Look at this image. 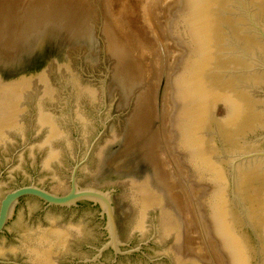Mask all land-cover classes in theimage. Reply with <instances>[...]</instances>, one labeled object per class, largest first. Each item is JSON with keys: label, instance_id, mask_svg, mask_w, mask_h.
I'll return each instance as SVG.
<instances>
[{"label": "water", "instance_id": "1", "mask_svg": "<svg viewBox=\"0 0 264 264\" xmlns=\"http://www.w3.org/2000/svg\"><path fill=\"white\" fill-rule=\"evenodd\" d=\"M170 15L185 51L170 77L175 151L206 187L226 264H264V0H180ZM133 118L91 35L0 39V264H207L185 248L151 138L131 145Z\"/></svg>", "mask_w": 264, "mask_h": 264}, {"label": "rangeland", "instance_id": "2", "mask_svg": "<svg viewBox=\"0 0 264 264\" xmlns=\"http://www.w3.org/2000/svg\"><path fill=\"white\" fill-rule=\"evenodd\" d=\"M166 1L0 0V39L22 40L56 26L91 35L102 46L114 76L133 102L131 145L136 146L143 139L151 138L155 175L170 185L171 196L181 211L185 248L202 262L215 264L211 250L217 264H226L199 201L206 187H196L189 179L190 169L180 164V155L175 151L170 132V77L175 73L174 63L185 56V51L174 49L168 36V22L172 20L170 11L180 4V0ZM126 4L127 9L124 8ZM131 34L135 35L133 39H129ZM124 37L131 41L127 44ZM135 44L140 49L145 45L141 49L145 52L142 51L140 57L135 56Z\"/></svg>", "mask_w": 264, "mask_h": 264}, {"label": "bare ground", "instance_id": "3", "mask_svg": "<svg viewBox=\"0 0 264 264\" xmlns=\"http://www.w3.org/2000/svg\"><path fill=\"white\" fill-rule=\"evenodd\" d=\"M146 1H147V0H146ZM170 1H171V0H170ZM153 2H154V1H153ZM153 2H152V3H153ZM165 2H167V1L165 0ZM122 3L124 4V1H123ZM125 3H126V2H125ZM157 4H158V1H157ZM146 5H147V4H146ZM153 6H154V5H153ZM127 7H128L127 4L124 5V8H125V9H127ZM144 8H145V7H144ZM150 8H151V7H150ZM139 9H140V7H139ZM152 9H153V8H152ZM161 9H162V8H161ZM164 11H165V10H164ZM163 13H164V12H163ZM154 14H155V13H154ZM150 15H151V14H150ZM148 16H149V15H148ZM159 17H160V16H159ZM118 19H119V18H118ZM116 20H117V19H116ZM146 20H147V19H146ZM151 20H152V19H151ZM149 21H150V20H149ZM162 23H163V22L161 21V24H162ZM123 24H124V23H123ZM151 24H153V23L151 22ZM133 25H134V24H133ZM135 25H136V24H135ZM153 26H156V25H153ZM142 27H143V26H142ZM119 28H120V27H119ZM125 28H126V27H125ZM120 29H121V28H120ZM126 29H127V28H126ZM128 30H130V29L128 28ZM163 30L165 31L164 26H163ZM156 31H157V30H156ZM130 32H131V31H130ZM131 33H132V32H131ZM132 34H133V33H132ZM132 34H131V38H129V37H130V36H129L130 34L127 35V37L129 36V37H128L129 39H133L132 37L135 36V35H132ZM138 34H139V33H138ZM165 34H166V32H165ZM139 35H140V34H139ZM157 35H158V34H157ZM142 36H143V35H142ZM158 36H160V35H158ZM127 37H124V38H126L125 40L128 41V42H127V44H128L131 40H128ZM119 38H120V37H119ZM134 39H135V37H134ZM155 39H156V38H155ZM118 40H119V39H118ZM120 40H121V42H123L122 39H120ZM120 40H119V41H120ZM136 40H137V37H136ZM136 40H135V41H136ZM142 40H144V39H142ZM145 40H146V39H145ZM145 40H144V41H145ZM166 40H167V39H166ZM166 40H165V41H166ZM132 41H133V40H132ZM124 42H125V41H124ZM145 42H146V41H145ZM147 42H148V40H147ZM152 42H153V41H152ZM160 42H161V40H160ZM162 42H163V41H162ZM134 43H135V42H134ZM134 43H133V44H134ZM139 43H140V41H139ZM139 43H137V44H139ZM141 43H142V42H141ZM154 43H155V42H154ZM130 44H132V43H130ZM137 44H135V45L137 46ZM147 44H148V43H147ZM166 44H167V43H166ZM139 45H142V44H139ZM162 45H163V44H162ZM133 46H134V45H133ZM136 46H135V48H134V51L136 52V53H135V56L137 55L138 57H140L139 55H141V54L143 53L142 51H144V50L141 51V49H143V47H145V45L143 44V46H142L141 49L139 48V46H137L139 49L136 48ZM154 46H156V45H154ZM124 47H125V45H124ZM127 47H128V46H126L125 50L127 49ZM146 47H147V46H146ZM129 48H131V47H129ZM149 48H151V47H149ZM167 48H168V47H167ZM144 49H145V48H144ZM146 49H147V48H146ZM164 49H165V48H164ZM128 50H129V49H128ZM131 50H132V49H131ZM169 50H170V49H169ZM134 51H133V52H134ZM127 52H128V51H127ZM129 52L131 53L130 50H129ZM144 52H145V51H144ZM173 54H174V52H173ZM175 54H176V53H175ZM138 62H139V61H138ZM143 62H144V61H143ZM157 164H158V166H159V162H158ZM180 164H181V162H180ZM178 165H179V164H178ZM159 167H160V166H159ZM179 168H180V167H179ZM184 170H185V169H184ZM182 171H183V170H182ZM185 195H186V194H185ZM185 197H186V196H185ZM186 208H187V210H188V216H190V212H191V211L189 212L188 205H187ZM196 241H197V240H196Z\"/></svg>", "mask_w": 264, "mask_h": 264}, {"label": "flooded vegetation", "instance_id": "4", "mask_svg": "<svg viewBox=\"0 0 264 264\" xmlns=\"http://www.w3.org/2000/svg\"><path fill=\"white\" fill-rule=\"evenodd\" d=\"M33 198V197H32ZM23 199V198H22Z\"/></svg>", "mask_w": 264, "mask_h": 264}]
</instances>
